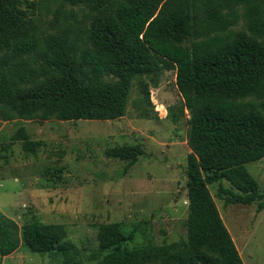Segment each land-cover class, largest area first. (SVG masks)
Wrapping results in <instances>:
<instances>
[{
  "label": "trees",
  "instance_id": "trees-1",
  "mask_svg": "<svg viewBox=\"0 0 264 264\" xmlns=\"http://www.w3.org/2000/svg\"><path fill=\"white\" fill-rule=\"evenodd\" d=\"M39 14L51 17L53 35L37 31ZM240 22L245 32L235 33ZM166 71L181 97L168 117L189 116L186 248H128L134 233L113 223L97 227L86 257L62 225L19 227L0 215L1 258L23 246L59 264H243L207 186L217 184L226 204L264 210L245 167L264 158V0H0V123L114 121L134 86L138 117L155 119L150 90ZM12 140L25 153L41 146L23 127ZM105 154L131 166L143 152Z\"/></svg>",
  "mask_w": 264,
  "mask_h": 264
},
{
  "label": "rangeland",
  "instance_id": "rangeland-1",
  "mask_svg": "<svg viewBox=\"0 0 264 264\" xmlns=\"http://www.w3.org/2000/svg\"><path fill=\"white\" fill-rule=\"evenodd\" d=\"M36 17L37 31L53 35L51 17ZM232 30L245 32L241 22ZM34 59L41 61L39 55ZM138 97L134 86L125 116L114 121L1 122L0 215L19 227L33 221L62 225L86 257L97 249V227L113 223L134 233L128 248L185 249L188 203L183 187L191 151L187 111H175V122L168 117L169 108L177 110L181 103L175 72H163L159 87L150 90L155 119L138 117ZM20 127L30 140L41 143L35 154L23 152L21 142L12 140ZM117 146H140L143 154L128 166L127 161L106 156L107 149ZM245 167L264 201V158ZM223 186L231 188L227 182ZM207 188L242 263L264 264V210L257 213L256 204H226L217 184ZM0 264H59V259L20 246L0 257Z\"/></svg>",
  "mask_w": 264,
  "mask_h": 264
},
{
  "label": "water",
  "instance_id": "water-1",
  "mask_svg": "<svg viewBox=\"0 0 264 264\" xmlns=\"http://www.w3.org/2000/svg\"><path fill=\"white\" fill-rule=\"evenodd\" d=\"M183 189H186V183L184 184V187H183Z\"/></svg>",
  "mask_w": 264,
  "mask_h": 264
}]
</instances>
